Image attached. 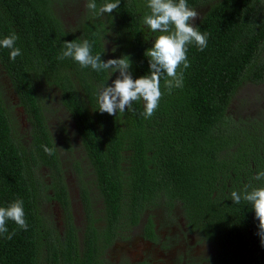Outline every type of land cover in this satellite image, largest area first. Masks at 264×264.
<instances>
[{
	"label": "trees",
	"instance_id": "16d2710c",
	"mask_svg": "<svg viewBox=\"0 0 264 264\" xmlns=\"http://www.w3.org/2000/svg\"><path fill=\"white\" fill-rule=\"evenodd\" d=\"M258 1L218 0L208 7L194 25L208 34L207 47L201 51L194 43L187 45L190 66L183 70V87L169 92L162 78L159 106L146 119L142 100L116 116L99 112L98 93L111 86L118 72L95 71L58 57L64 42L88 40L102 61L126 55L133 79L147 75L145 52L160 35L143 23L148 0H120L111 14H99V8L115 0H95L97 9L86 7L76 33L63 30L50 0H0V40L15 34V47L21 49L12 60L11 50L0 47V66L30 128L24 145L14 136L0 98V207L22 199L28 224L25 231L7 221L15 235L10 240L8 233L0 235V264H90L76 258L74 240L54 245L37 229L33 168L38 163L54 174L55 200H67L37 92L42 81L59 93L106 209L113 213L122 206L178 202L185 219L212 243V264H264L252 205L231 199L232 191L243 192L246 185L249 191L264 187V179H255L264 171V120L234 121L227 115L245 73L254 83L264 80V65L256 62L264 44V13L254 7ZM186 3L193 9L199 0Z\"/></svg>",
	"mask_w": 264,
	"mask_h": 264
},
{
	"label": "flooded vegetation",
	"instance_id": "af4514ba",
	"mask_svg": "<svg viewBox=\"0 0 264 264\" xmlns=\"http://www.w3.org/2000/svg\"><path fill=\"white\" fill-rule=\"evenodd\" d=\"M13 96L12 104L21 111V119H24L14 92ZM24 135L27 141H21L27 145L30 140L27 121ZM81 160L74 162L73 171L83 184L77 182L74 192L64 184L65 202L56 201L49 186L50 204L58 210L56 220H61V224L45 220L35 203L39 219L37 229L54 245L57 241L64 245L74 240L76 258L84 262L89 260L90 264L213 263L212 243L198 226L185 219L178 202H146L141 204V209L128 210L122 206L121 210L112 213L101 200L100 188L92 179L83 150Z\"/></svg>",
	"mask_w": 264,
	"mask_h": 264
},
{
	"label": "clouds",
	"instance_id": "9594fccd",
	"mask_svg": "<svg viewBox=\"0 0 264 264\" xmlns=\"http://www.w3.org/2000/svg\"><path fill=\"white\" fill-rule=\"evenodd\" d=\"M120 0L105 2L99 8V14L113 13L119 8ZM86 7L95 11V0H89ZM150 10L143 19L152 32H159L153 46L145 52L149 62V72L138 79H133L130 57L122 55L119 59L101 60V55L92 54V45L88 40L81 43L64 42L62 54L58 59L72 58L81 67L95 71L111 70L118 72L119 76L112 81L111 86H103L98 93L99 112L116 116L117 112L123 113L131 109L135 101L144 102V117L150 118L159 106L162 97L161 79L171 92L175 88H182L184 71L190 64L187 58V45L194 43L201 51L207 47L208 34L195 27L193 21L198 18L197 11L191 9L186 0H148ZM18 36L13 34L0 40V47L10 49V59L15 60L21 55V49L15 47ZM182 66V67H181ZM48 155L53 154V149L41 145ZM256 180L264 179V171H259ZM232 202L239 204L244 200L252 205L255 218L259 221L257 235L264 246V187L248 190L246 185L243 192L232 191ZM13 221L19 228L28 229L25 219L24 202L17 199L7 207H0V235L6 234L11 239L15 232L9 233L7 221Z\"/></svg>",
	"mask_w": 264,
	"mask_h": 264
},
{
	"label": "rangeland",
	"instance_id": "374dc122",
	"mask_svg": "<svg viewBox=\"0 0 264 264\" xmlns=\"http://www.w3.org/2000/svg\"><path fill=\"white\" fill-rule=\"evenodd\" d=\"M51 10L55 18L59 21L63 30L66 32H77L79 26L86 14V0H50ZM218 0H199V4L193 8L197 11L198 18L193 21L195 25L203 13L211 4ZM261 13H264V0H259L254 5ZM260 8V9H259ZM110 42L103 41L104 49H110ZM259 57L256 62L264 65V44L259 51ZM40 83V84H39ZM37 92L41 97L44 118L46 120L47 130L53 140L56 150L57 162L61 171L63 183L71 192L76 191L77 182H83L74 175V162L81 161L82 150L78 137L74 131L73 124L70 121L68 113L59 104V93L54 87H46L45 83L39 82ZM0 98L3 106L10 118L14 129V136L23 143L27 141L24 135L25 121L21 119L22 113L12 104L13 90L6 73L0 66ZM227 115L234 121L254 119L256 121L264 120V80L260 83H254L249 79V73H245L240 85L236 89L232 99L227 107ZM54 174L51 169L38 163L33 168V178L37 185L35 203L45 220H53V223L61 224V220H56L57 209L50 204L49 186L52 183ZM78 183V184H79ZM74 201V194H72Z\"/></svg>",
	"mask_w": 264,
	"mask_h": 264
}]
</instances>
